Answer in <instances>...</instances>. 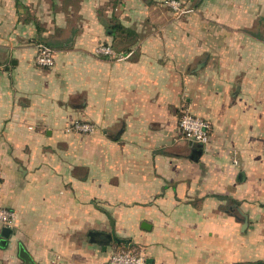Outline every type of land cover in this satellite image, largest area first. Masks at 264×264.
Here are the masks:
<instances>
[{
	"label": "crops",
	"instance_id": "1",
	"mask_svg": "<svg viewBox=\"0 0 264 264\" xmlns=\"http://www.w3.org/2000/svg\"><path fill=\"white\" fill-rule=\"evenodd\" d=\"M162 1L0 0V264H264V0Z\"/></svg>",
	"mask_w": 264,
	"mask_h": 264
},
{
	"label": "built area",
	"instance_id": "2",
	"mask_svg": "<svg viewBox=\"0 0 264 264\" xmlns=\"http://www.w3.org/2000/svg\"><path fill=\"white\" fill-rule=\"evenodd\" d=\"M162 5L177 15H184L189 12L180 0H163ZM96 52L102 55L114 56L120 60L129 56L128 54H117L110 46L106 45H99ZM34 62L39 67H53L55 64L53 49L44 43H38L35 46ZM178 126L186 140L201 145L209 143V125L203 119L185 112L180 116ZM68 131L75 134H92L96 129L93 124L88 122H74ZM14 217L13 211L0 206V225L11 227ZM58 260L59 257H56L50 264H60ZM109 264H146V259L143 254L132 249H119L110 256Z\"/></svg>",
	"mask_w": 264,
	"mask_h": 264
},
{
	"label": "water",
	"instance_id": "3",
	"mask_svg": "<svg viewBox=\"0 0 264 264\" xmlns=\"http://www.w3.org/2000/svg\"><path fill=\"white\" fill-rule=\"evenodd\" d=\"M244 224L246 225V222ZM11 233L12 230L9 227H2L0 233V247L4 248L6 246ZM96 236H98L100 239L95 241L99 244H103L104 246H106L107 244H109V242L113 240L118 241L116 238L111 237L108 234L98 233ZM19 258L24 262V264H34L31 257L26 253V251H24L22 247L19 248Z\"/></svg>",
	"mask_w": 264,
	"mask_h": 264
},
{
	"label": "rangeland",
	"instance_id": "4",
	"mask_svg": "<svg viewBox=\"0 0 264 264\" xmlns=\"http://www.w3.org/2000/svg\"><path fill=\"white\" fill-rule=\"evenodd\" d=\"M186 2V4L188 5L189 4V1L188 0H184Z\"/></svg>",
	"mask_w": 264,
	"mask_h": 264
},
{
	"label": "trees",
	"instance_id": "5",
	"mask_svg": "<svg viewBox=\"0 0 264 264\" xmlns=\"http://www.w3.org/2000/svg\"><path fill=\"white\" fill-rule=\"evenodd\" d=\"M182 3H183V5H184V0H180Z\"/></svg>",
	"mask_w": 264,
	"mask_h": 264
}]
</instances>
